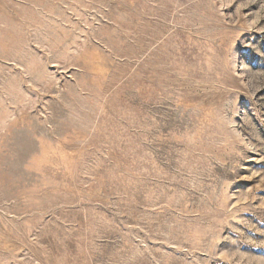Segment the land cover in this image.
I'll return each instance as SVG.
<instances>
[{"label": "rangeland", "instance_id": "rangeland-1", "mask_svg": "<svg viewBox=\"0 0 264 264\" xmlns=\"http://www.w3.org/2000/svg\"><path fill=\"white\" fill-rule=\"evenodd\" d=\"M0 264H264V0H0Z\"/></svg>", "mask_w": 264, "mask_h": 264}]
</instances>
